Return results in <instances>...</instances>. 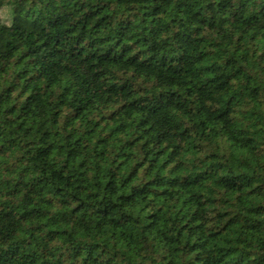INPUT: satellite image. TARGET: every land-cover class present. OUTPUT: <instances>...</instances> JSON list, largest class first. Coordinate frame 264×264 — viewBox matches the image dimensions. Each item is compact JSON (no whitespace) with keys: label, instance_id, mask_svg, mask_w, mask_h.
Masks as SVG:
<instances>
[{"label":"trees","instance_id":"16d2710c","mask_svg":"<svg viewBox=\"0 0 264 264\" xmlns=\"http://www.w3.org/2000/svg\"><path fill=\"white\" fill-rule=\"evenodd\" d=\"M0 13V264H264V0Z\"/></svg>","mask_w":264,"mask_h":264},{"label":"clouds","instance_id":"9594fccd","mask_svg":"<svg viewBox=\"0 0 264 264\" xmlns=\"http://www.w3.org/2000/svg\"><path fill=\"white\" fill-rule=\"evenodd\" d=\"M7 11H8V10H7V8H6V9H5V15H7Z\"/></svg>","mask_w":264,"mask_h":264},{"label":"rangeland","instance_id":"374dc122","mask_svg":"<svg viewBox=\"0 0 264 264\" xmlns=\"http://www.w3.org/2000/svg\"><path fill=\"white\" fill-rule=\"evenodd\" d=\"M1 14V13H0Z\"/></svg>","mask_w":264,"mask_h":264}]
</instances>
